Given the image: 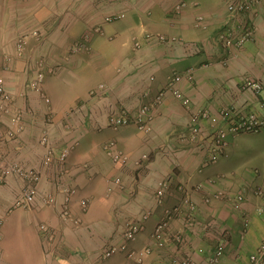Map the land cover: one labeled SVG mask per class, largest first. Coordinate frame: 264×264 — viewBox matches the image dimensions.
<instances>
[{"label":"crops","instance_id":"crops-1","mask_svg":"<svg viewBox=\"0 0 264 264\" xmlns=\"http://www.w3.org/2000/svg\"><path fill=\"white\" fill-rule=\"evenodd\" d=\"M181 0H4V15L0 18V37L3 34L12 46L14 37L19 33L25 34L33 27L47 25L48 40L42 45L33 40L30 48L35 51L53 55V62L62 68L68 67L69 57L78 58V54H68L73 41L90 25H99L104 29V34H97L93 40V47L97 52V59L101 66V74L107 77L113 69L111 67L122 64V71L129 74V80L116 79L114 76L107 78L110 91L99 96L115 98V107L138 109L144 102H150V98H139L145 89L149 88L155 94L168 79V75L188 69L193 71V79L184 78L180 83L183 93L192 100V109H208L217 113L219 109L236 105L241 108L259 107L264 100V90L245 96L239 86L247 78L264 82V0L256 3L254 11L233 16L225 5V0H185L186 7L180 14L171 12L176 3ZM196 4V5H194ZM126 14L119 21L110 22L105 18L111 15ZM202 15L206 29L194 26L198 16ZM249 22L255 29L254 35L242 47H232L226 51L215 42L217 32L226 26L235 32L240 25ZM130 27V34L136 30L137 36L142 42V47L131 49L127 43L128 34L125 28ZM40 29V28H39ZM133 30V31H132ZM144 31L161 32L170 36H178L183 40L197 41L201 51L186 55L185 47L174 43L175 48L149 50L146 49ZM128 36V37H127ZM134 38V37H133ZM2 43V42H0ZM160 44V43H158ZM169 44V43H168ZM171 44V43H170ZM133 45V40H132ZM166 45V44H165ZM11 50V49H10ZM137 55V58L135 57ZM85 57V56H83ZM110 66L105 61H111ZM81 58V57H80ZM71 63V62H70ZM83 62L80 61V65ZM143 70L156 71L157 80L148 84L140 74V66ZM59 66V68H60ZM77 69L78 65H73ZM107 66L109 67L107 69ZM80 68V67H79ZM121 68V67H118ZM117 68V69H118ZM116 69V70H117ZM168 76V77H167ZM125 81V82H124ZM189 110L174 97H168L164 104L155 111V121L151 135L140 132L134 139L124 141L123 145H137L154 152V160L143 169V177L135 181L125 171L127 176L126 194L117 199L113 208L105 210L107 228H115L119 216H134L142 211L152 210V216L146 222V234L141 237L140 248L147 246L150 231L156 222L164 215L166 208H171L179 203L180 192L173 188L168 193L162 206L156 205L154 192L158 181L167 176L175 175L176 183H185L192 199L197 203L196 218L201 224L214 222L217 229H222L228 240L223 256L218 264H250V255L260 246L264 236V197L254 193L255 188L264 180V131L258 134L239 133L229 135V144L223 157L215 164L207 167L202 165L204 150L202 144H182L183 133L187 131ZM206 121H202V125ZM185 129V131H184ZM188 134H190L188 132ZM202 141L204 137H202ZM194 141V140H193ZM177 154V155H176ZM137 155L132 156V162L128 167L134 169L133 161ZM179 165L176 167V165ZM125 167V166H124ZM76 181L89 179V170H75ZM259 172L260 176H255ZM178 179V180H177ZM212 179L213 181H208ZM203 183L202 190L195 189V185ZM245 191L246 200L240 208H235L233 197ZM221 193L219 198L205 201V195ZM78 209L77 204L75 206ZM263 209L260 212V209ZM121 211H120V210ZM94 210L88 214H81L88 228H99V220H95ZM125 214V215H124ZM10 226L12 234H19L17 256L22 258L23 264H48L45 257L43 239L37 235L32 240L20 234L24 228H34V219L26 215L25 219L15 217ZM33 225L31 226V224ZM203 225L200 231H205ZM85 228V227H83ZM170 239L165 247H153L152 252L138 264H168L174 255H194L196 264H210L208 250L216 249V244L206 242L205 246L197 242L183 246L174 242L172 235L182 232L193 239L191 230L181 218H176L171 225ZM210 230H213L210 228ZM8 236V237H9ZM81 236V237H80ZM220 236V235H219ZM7 235L2 242L4 256L3 264H16L14 259L7 258L9 252L6 245ZM82 237L85 240L83 241ZM79 239L75 243V240ZM96 233L82 228L76 234L68 236L64 247L60 249L63 254L54 255L52 264H93L96 253ZM28 240L30 243H28ZM26 241V243H25ZM17 246V247H16ZM59 250V249H58ZM215 251V250H214ZM212 252V254L214 253ZM5 255V254H4ZM62 256V257H61ZM21 263V264H22Z\"/></svg>","mask_w":264,"mask_h":264},{"label":"rangeland","instance_id":"rangeland-1","mask_svg":"<svg viewBox=\"0 0 264 264\" xmlns=\"http://www.w3.org/2000/svg\"><path fill=\"white\" fill-rule=\"evenodd\" d=\"M231 1L238 0H225L224 3L228 6ZM181 2L186 1L181 0L176 3L171 10L172 13L180 14L182 12L184 7L179 5ZM5 4L6 2L0 3V18L4 15L3 6ZM254 9L255 6L252 11ZM108 17L105 18L106 21ZM120 19H113L112 22ZM96 27L102 28L99 25H90L78 39L76 38L75 41L81 40L85 34L89 33L91 35V39L88 41L90 49L89 51L78 52L80 54L78 58L69 57L70 65L65 68L53 62L51 52L42 53L40 50L35 51L30 48L31 40L38 44L40 43V45L48 40L49 32L47 25L44 23L41 26L30 29L39 31L40 35L38 37L34 36L31 33L32 31H28L25 34L19 33L14 37L12 46H9L11 50L7 48L8 42H4L7 37L5 38L3 34L0 37V42H2L0 43V86L3 87L4 93V96L0 94V174L14 164H19L24 169L33 168L38 170L41 175L36 202L31 207L16 205L17 200L27 187V180L24 177L11 171L0 182V217L4 219L3 227H0L2 234L0 239V264H3L4 256H6L2 249V242L6 235L8 237L11 234L10 232H13L10 228L14 222L13 220H15V217L25 219L26 215L33 216L34 228L21 230L22 238L26 237L32 240L37 235L40 237V226L42 224L48 226L53 233L52 241L47 243V247L44 246L48 264H52L54 255L63 254L60 249L64 247L67 237L76 234L81 228L82 231L84 229L90 231L92 236L94 232L96 233L97 239L95 242L97 245L93 264H138L143 257L152 252L153 247H165L170 240L168 239L169 235L163 245H155L151 237L153 228L147 235V246L140 248L141 237L147 230L145 228L134 241L127 242L129 251H121L110 258H103V250L105 248L111 245H119L126 241L125 232L128 224L137 220L143 212H139L134 216H126L124 214L125 216L121 217L120 215L115 228H107L109 224L106 222L105 210H111L116 200L126 194L127 176L125 171L129 170L131 177L137 181L140 177H143V169L154 160L155 156L154 152L147 148H142L135 144L129 145V147L123 145L125 140L131 141L141 132L137 126L131 124L113 127L108 123L107 115L109 111L124 110L130 114L134 113V110L130 111L128 108L115 107L113 105L115 98L106 96L93 98L91 95V91L99 84L108 85L106 83L108 82V77L114 76V78L120 79L124 76V72H121L123 66L120 63L111 67L113 70L107 77L101 74L102 72L99 70L101 64L97 59V52L92 43L97 34L103 35L105 32L103 28V32H96ZM125 31V34L129 36H127V43L134 50L132 40L134 42L137 32L134 30L130 34V27L125 28ZM23 35L27 36L25 48L19 50L17 41ZM186 41L197 43L195 40ZM72 44L70 45L72 46ZM173 44L165 45L163 43L145 41L144 47L147 46L146 49L149 50H159L169 47L175 48L176 46ZM67 53L78 54L74 53L71 47ZM135 57L137 58V55ZM109 59L111 61H105V63H109L108 65L111 66L114 62L111 57ZM80 61L83 62V65L79 66ZM73 65H78L77 69H74L73 67L76 66ZM144 68L146 67H143V65L139 68L142 71L140 74H142L143 79L148 84L155 83L157 80L156 71L143 70ZM40 73L43 74L42 80H39ZM128 77L129 74L125 72L123 79L127 81L129 80ZM152 77L154 78L152 79ZM246 80L256 81L252 78H247L244 83ZM35 82L39 83L40 90H37L34 86ZM244 83L239 86L241 93L244 92ZM145 91H149L148 98L154 95L149 88L145 89ZM142 94L143 92L139 96L140 99L143 98ZM252 94V92H245V96H251ZM186 129L188 130L185 131L184 129L185 132L181 138L182 144H195L196 140H191L190 134H188V132L190 133L189 117L186 122ZM152 131L150 133L143 132V134L148 136L151 135ZM212 132L213 127L209 123H203L202 125L201 122V137ZM43 140L46 141L43 142ZM111 140L115 141L119 149L130 157L129 163L132 162V156L138 154L139 157L143 153L149 154L148 160L142 166H136L134 169L128 167L129 163L125 165L114 164L104 149L105 144ZM64 152H66L67 156L64 164H61L59 157ZM48 158L50 161L47 162ZM178 166L177 164L176 167ZM73 167H75V170L90 169V171H86L91 173L89 179H82L81 182H77V172L72 170ZM62 168L63 173H60ZM116 179H120V181L116 182ZM208 181L213 180L208 179ZM67 187L75 189L71 200V209L73 216L80 219L78 224L63 220L60 214ZM76 204L78 209L75 208ZM92 209L94 210L93 213H95V220H99V228H88V222H85L81 217V214L84 216ZM190 229H193V239H190L182 232L172 235L171 239L175 242L174 236L181 235L185 238L184 244L186 245H190L192 241H198L202 246H205L208 241L215 245V243L218 244L219 235L223 232L220 228L209 229L211 231L209 233L202 232L199 228ZM18 239L19 234H12L5 243L9 245L7 258L9 257V260L14 259L16 264H21L22 258L17 256L14 246L15 244L17 245ZM82 239L87 241L84 237ZM26 241L30 243L28 240ZM77 241L79 239H76L75 243ZM214 250L212 248L210 250L206 249L205 253H208L209 262ZM190 256L193 257L194 255L190 254Z\"/></svg>","mask_w":264,"mask_h":264},{"label":"built area","instance_id":"built-area-1","mask_svg":"<svg viewBox=\"0 0 264 264\" xmlns=\"http://www.w3.org/2000/svg\"><path fill=\"white\" fill-rule=\"evenodd\" d=\"M261 0H238L231 1L228 3V11L233 16H239L242 13L251 12L254 5ZM180 6L185 7L186 2L179 3ZM126 14H120L117 16H109L107 21H113V19H119L124 17ZM194 26L199 29H206L207 24L204 21L203 16H198L194 22ZM96 32H103L102 28L96 27ZM255 29L249 22H244L240 25L239 31L228 28L227 26L217 32L215 35V42L220 46L223 51H226L232 47H242L246 42L251 40L254 35ZM34 36H39L40 32L35 30L31 32ZM27 36L23 35L18 38L17 48L22 50L25 48ZM91 35L85 34L83 39L75 41L71 49L75 53L80 51H89L90 45L88 44ZM144 40L153 41L157 43H177L185 47V54H195L201 51V46L198 43L187 42L183 38L178 36H170L161 32L144 31ZM134 47L140 49L142 42L139 38H134ZM43 74H39V80H42ZM154 77H152L153 79ZM186 79H193V71L188 69L185 73H173L169 75L166 83L163 87L150 97V102L142 103L134 113H128L127 111H109L107 118L109 125L113 127L125 126L134 124L137 128L144 133H150L153 130V124L155 121V111L160 108L168 97H174L181 104L189 110V121H190V139L196 140L202 144V150H204L205 156L203 157L202 165L207 167L211 164L217 163L225 154L226 148L229 144V135L239 133H258L264 130V100L260 102L259 107H247L241 108L240 106H225L218 110L217 113H212L208 109H192V100L189 96L185 95L180 88L181 81ZM37 90H40L38 82L34 83ZM244 93H260L264 90V82L246 80L244 83ZM110 86L106 84H99L96 88L91 91L92 96H99L110 91ZM0 94L4 96L3 87L0 86ZM143 97L149 96V91H145L142 94ZM206 121L213 127V132L203 136L202 141L201 134V122ZM46 140H43V142ZM106 154L110 157L114 164L125 165L129 163L130 157L119 147L116 142L111 140L104 146ZM66 152L62 153L59 157L60 163L64 164L66 160ZM149 158L148 153H143L139 157L135 158L134 163L136 166H142ZM50 161L49 158L47 162ZM11 171L16 172L27 180V187L24 189L23 194L17 200L16 205L22 207H31L35 204L39 190V182L41 175L38 170L33 168L24 169L19 164H14L8 170H4L0 174V182L10 173ZM63 173V168L60 170ZM255 176L259 177L260 173L255 172ZM60 179V178H59ZM120 179H116L119 182ZM195 189L202 190L204 188L203 183L196 184ZM173 188L177 189L180 193L179 203L171 208H166L164 215L156 222L154 230L151 233V237L154 240V244L161 246L169 236L172 222L176 218H181L185 224L190 227L197 228L201 227V223L196 218L198 209L197 203L192 199L191 194L188 192L187 185L185 183L178 184L175 182V175H167L158 181V185L155 192L156 204L162 206L165 202V198L168 193L173 191ZM66 196L62 202L60 214L63 220L71 221L73 223H79L80 219L73 216L71 209V200L74 188H66ZM254 193L258 196L264 197V180L261 185H258ZM221 193L207 194L205 195V201H210L213 198L221 197ZM235 208L243 206L246 200V192L242 191L233 197ZM260 212L263 211L261 208ZM152 211H143L140 217L131 221L125 232L126 241L119 245H111L103 250V258H110L113 255L121 251H129L127 247L128 241H134L137 236L146 228V222L151 217ZM4 219L0 217V227H3ZM203 228L209 230L210 228H217L216 223L209 222L203 225ZM214 230V229H213ZM40 234L43 239L45 246L50 243L53 238L51 229L42 224L40 226ZM2 234L0 232V239ZM174 240L177 244L183 246L185 238L181 235H175ZM226 234H220L219 242L217 247L210 258L211 264H218L220 258L223 256L227 244ZM45 247V248H46ZM149 252V250H147ZM1 261V256H0ZM168 264H196L194 258L190 255H175L169 259ZM250 264H264V236L262 238L259 248L251 254Z\"/></svg>","mask_w":264,"mask_h":264},{"label":"trees","instance_id":"trees-1","mask_svg":"<svg viewBox=\"0 0 264 264\" xmlns=\"http://www.w3.org/2000/svg\"><path fill=\"white\" fill-rule=\"evenodd\" d=\"M227 240H228V238H227Z\"/></svg>","mask_w":264,"mask_h":264}]
</instances>
